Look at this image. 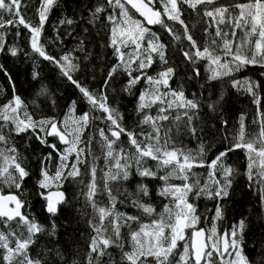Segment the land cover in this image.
<instances>
[{"label": "snow or ice", "instance_id": "snow-or-ice-1", "mask_svg": "<svg viewBox=\"0 0 264 264\" xmlns=\"http://www.w3.org/2000/svg\"><path fill=\"white\" fill-rule=\"evenodd\" d=\"M56 3L57 0H41L37 10L39 24L33 25L21 12V0H0V28L18 25L26 28L31 33V49L60 69L62 75L79 89L93 112L100 111L104 115L95 116L92 112H84L77 116L73 106L62 121L55 118L36 119L28 111L25 101L16 94L10 74L0 65V71L8 77L13 92L11 99L0 105V225L7 230H0L2 264H48L46 256L33 254V246H38L42 234L56 235L55 217L61 213V205L69 203L66 192L62 190L69 181L83 185L86 207L91 209L87 221L91 235L85 254L86 264H252L244 252V221H239L231 230L223 233L218 231L216 221L223 219L224 205L220 202L229 196L236 171L225 161L230 152L238 149L245 151V174L249 186L253 183L259 186L260 202L264 207V110L259 94L261 84L251 78L241 80L234 76L248 67L264 69V0H246L230 5L217 4L216 0H100L97 3L91 11L89 23L101 18L107 21V47L112 49L116 58V63L107 72L104 87H108L109 81L118 71L128 77L124 91L129 94L144 81L146 86L137 96L136 111L141 114L139 123L147 125L150 130L141 132L127 128L123 115L109 105L107 95L103 92L94 93L73 78L72 73L79 70V64L75 62L78 57L74 56L73 51H85L84 40H80L76 49L66 52L59 59L45 51L40 37L48 13ZM214 4L215 7H209ZM185 5L198 16L202 14V18H208V26L204 29L206 36L212 35L209 29L215 26L210 43L201 45L192 35L182 18L186 11ZM231 9H237L238 12ZM4 13L10 14L7 20L3 19ZM135 14L143 19L137 18ZM74 23L71 18L60 21L61 25L69 26V35ZM175 24L180 25L182 33L174 27ZM155 25L160 26L176 42L182 39L188 41L190 47L182 50V54L185 61L193 65L192 72L196 77L201 73L195 65L206 61L209 73L207 79L233 77L229 81L231 86L253 97V103L257 106V119L253 123L259 125L257 135L246 137L244 117L241 116L238 132L230 140L225 137L228 146L208 162L203 158L206 155L203 143L196 153L177 146L174 136L170 135L172 128L164 122L175 124L179 130L180 122L183 121L184 127L196 136L194 120L201 102L195 93L192 98L186 96L182 84L173 87L176 68L169 63L168 45L162 42L158 32L149 27ZM222 25H228L230 32ZM237 30L242 33L239 40L236 38ZM5 43L0 33V52L5 50ZM18 51L15 47L8 49L13 57L18 55ZM157 63L167 67H162L153 75L150 70ZM37 76L38 73H33V79ZM260 76L264 77V71L260 72ZM40 94H47V89L41 88ZM223 100L224 95L221 93L216 101L208 104V108L218 110L217 106ZM153 108H156L155 115L151 114ZM96 120L106 123V127L96 129L107 168L99 179L95 166L98 157L90 147L95 137L84 139L90 123ZM227 123L225 120V127ZM22 135L28 136L29 140L34 136L41 145L52 150L41 156L39 179L36 181L40 190L38 195L44 201L43 211L50 218L49 227L28 212L27 201L21 198L30 172L24 166V158L15 146L13 137ZM125 136L126 142L122 140ZM48 137H56L65 147L61 150L55 143H50ZM53 153L59 158L54 173L49 169ZM89 156H92V164L87 171L90 178L85 184L80 166L88 162ZM71 157L74 159L70 161ZM146 160L155 161V167L146 166ZM205 167L208 169V178L201 184L200 174L193 169ZM165 169L167 171L159 175ZM133 175L162 181L157 195L169 201L162 211L157 212L151 204L142 201L141 197L150 196L147 183L139 182L134 193L127 191L123 182L129 181ZM171 180L183 183L173 184ZM4 188H14L16 191L5 194ZM119 195L131 198L133 207L153 217L151 222L142 223L139 216L120 212L117 209ZM190 195L217 201L210 229L197 227L200 216L197 215L196 206L189 201ZM101 197H106L107 203ZM137 223L138 228H133L132 225ZM125 227L129 229L127 233L122 232ZM188 229H192L190 242L183 244L182 254L177 260L179 242L186 241ZM113 248L119 249V258L109 251ZM56 255L63 259L58 250ZM72 264L77 262L74 260Z\"/></svg>", "mask_w": 264, "mask_h": 264}, {"label": "trees", "instance_id": "trees-1", "mask_svg": "<svg viewBox=\"0 0 264 264\" xmlns=\"http://www.w3.org/2000/svg\"><path fill=\"white\" fill-rule=\"evenodd\" d=\"M99 2L100 0H57L56 5L48 13V20L44 25L40 43L49 55L59 59L66 52L76 49L80 40H84L85 51H73L74 56L78 57L75 62L79 64V70L72 73L73 78L79 80L90 91L97 94L103 92L107 95L109 105L119 110L124 117L123 122L129 130L135 132L149 131L150 129L147 125L139 123L141 114L136 111L137 96L146 86L143 80L132 89V94H129L124 91L128 77L122 71H118L112 80L109 81L108 87H104L107 72L116 63V58L112 49L107 47L109 27L107 21L101 18L95 23H89L91 11L94 10ZM234 2L243 3L246 0H216L217 4L230 5ZM21 4V12L24 14V18L31 21L33 25H38L39 16L37 10L40 7L41 0H21ZM215 6L214 4L209 7ZM157 7L159 8V4H157ZM184 7L186 11L182 18L185 19L194 38L201 45L205 42L210 43L215 33V26L209 29L212 35L206 36L204 29L208 26L206 23L208 18H202V14L198 16L191 9H187L186 5ZM109 11H112V9H109ZM116 11L118 12L119 10L117 9ZM231 11L238 12L237 9H231ZM9 17V13L3 14V19L7 20ZM136 17L139 18L137 15ZM65 18H71L75 21L71 26V35L68 34L69 26L60 24V21ZM168 23L171 24L172 22L169 21ZM174 27L181 33L183 32L179 24H175ZM221 27L230 32L228 25H222ZM151 28L153 31L158 32L162 42L168 45L169 63L176 68V76L172 81L173 87H178L182 84L186 96L192 98V94L195 93L201 102L199 112L194 120L197 128L196 136L191 135L187 128L184 127L183 121L180 122L179 130H177L175 124L164 122L172 128L170 135L174 136L177 146H182L196 153L199 145L203 143L206 149V155L203 158L208 162L219 151L228 146V140L239 130L241 116L244 117L246 137L257 135L259 125L253 123L257 119V106L253 103V97L242 89L233 88L229 83L233 77H226L220 80L207 79L209 73L206 70V61H200L195 65L201 73L199 77H196L192 72L193 65L185 61L182 54V50H187L190 47L188 41L183 39L181 42L174 41L158 25ZM0 33L3 34L6 42L5 50L0 52V65H3L10 74L15 84L16 94L25 101L28 111L34 118H55L62 121L73 106L77 116L82 115L84 112H92L95 116L104 115L100 111L93 112L91 105L83 97L79 89L62 75L60 69L31 49L29 39L31 33L26 28L22 25L15 27L6 26L5 28H0ZM241 35L242 33L237 30V40L240 39ZM13 47L19 50L18 55L15 57L8 52V49ZM86 54L87 58H85ZM162 67H167V65L157 63L153 65V69L150 71L154 75ZM261 71H264V69L248 67L234 74V76L236 79L241 80L251 78L261 84L259 94L261 97V108L264 110V77L260 76ZM33 73H38L37 78L33 79ZM41 88L47 89V94L41 95ZM221 93L224 95V100L217 106L218 110H210L208 104L216 101ZM12 95V85L9 83L8 77L0 71V105L7 103ZM73 102H75V105H73ZM151 114H156V108L151 110ZM171 115H175V113ZM225 120L228 122L227 127L224 126ZM104 127H106L104 121L96 120L90 123L89 128L84 133L85 140L95 137L90 147L92 153L98 157L95 160L98 179L107 171L99 143L100 137L96 131L97 128ZM28 135L31 134L29 133ZM226 136L228 140H225ZM47 139L50 143H55L61 150L65 147L60 144L56 137H48ZM122 140L126 142L127 137H122ZM13 141L24 158V166L30 172V177L24 183L21 198L27 201L26 209L28 212L35 215L46 227H49L50 218L43 211L44 201L38 195L40 190L36 181L39 179L41 156L52 150L41 145L34 136L30 140L26 135L14 136ZM128 147L131 149L130 145ZM131 150L134 151V149ZM73 159L74 157H71L70 161ZM225 162L232 165L236 171L232 177L233 183L229 190V196L220 202L224 205V216L223 219L216 221L218 231L220 233L229 231L239 221L243 220L246 225L244 232L245 255L252 264H264V207L261 206L260 202L259 186L255 183L251 187L249 186V180L245 174L247 159L243 149L230 152ZM58 163L59 158L56 153H53V158L49 163L50 172H55ZM91 164L92 156H89L88 162L80 166L82 173H84L85 184L90 178L87 175V171ZM155 165V161L146 160V166L154 168ZM166 171L167 169L161 171L159 175H163ZM193 171L200 174L201 184L207 180L208 169L206 167L195 168ZM141 181L147 183L150 189V196L141 197L142 201L151 204L157 212L162 211L163 206L169 201L157 195L162 184V181L158 178L152 180L133 175L129 181L123 182V186L127 188L128 192L134 193L137 184ZM170 183L182 184L183 182L171 180ZM62 190L66 192L69 203L61 205V213L55 217L57 225L56 235L42 234L38 240V246H33V254L40 253L41 256H46L48 264H72L74 260L77 264H86L85 254L88 251L89 236L91 235L87 221L90 219L89 213L91 209L86 207L83 185L69 181L65 183ZM3 191L6 193L16 190L14 188H4ZM101 199L104 203H107L106 197H101ZM189 201L196 206L197 215L200 216V222L197 227L206 230L210 229L217 201L205 196L197 198L194 195L189 196ZM117 209L127 215L139 216L142 223H150L153 218L143 214L139 208L133 207L131 198H126L124 195L118 196ZM138 226V223L132 225L133 228H138ZM0 230L7 231L2 229V225H0ZM128 231L127 227L122 229L123 233ZM191 231L192 229L186 230V241L179 242L177 260H179V254H182L183 244L190 242ZM125 246L127 248V241ZM56 250L62 254L63 259L56 255ZM109 251L114 257L119 258V249L113 248ZM0 264H2V261H0Z\"/></svg>", "mask_w": 264, "mask_h": 264}, {"label": "water", "instance_id": "water-1", "mask_svg": "<svg viewBox=\"0 0 264 264\" xmlns=\"http://www.w3.org/2000/svg\"><path fill=\"white\" fill-rule=\"evenodd\" d=\"M134 11V10H133ZM137 16H139L138 14H136ZM141 19H143L142 17H140ZM149 27H152V26H149ZM6 194V193H5Z\"/></svg>", "mask_w": 264, "mask_h": 264}]
</instances>
